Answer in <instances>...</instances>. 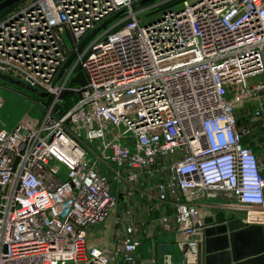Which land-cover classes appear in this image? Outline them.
<instances>
[{
  "label": "built area",
  "instance_id": "obj_1",
  "mask_svg": "<svg viewBox=\"0 0 264 264\" xmlns=\"http://www.w3.org/2000/svg\"><path fill=\"white\" fill-rule=\"evenodd\" d=\"M145 1L31 0L0 19V73L51 102L0 125V264H198L216 194L244 224L264 212V158L236 114L254 102L264 128V0L183 1L143 24Z\"/></svg>",
  "mask_w": 264,
  "mask_h": 264
},
{
  "label": "water",
  "instance_id": "obj_2",
  "mask_svg": "<svg viewBox=\"0 0 264 264\" xmlns=\"http://www.w3.org/2000/svg\"><path fill=\"white\" fill-rule=\"evenodd\" d=\"M21 0H2L0 13ZM0 82L22 88L37 97H47L20 81L0 73ZM203 243L198 246V264H264V229L246 226L240 219L225 220L222 212L204 218Z\"/></svg>",
  "mask_w": 264,
  "mask_h": 264
},
{
  "label": "rangeland",
  "instance_id": "obj_3",
  "mask_svg": "<svg viewBox=\"0 0 264 264\" xmlns=\"http://www.w3.org/2000/svg\"><path fill=\"white\" fill-rule=\"evenodd\" d=\"M31 0H23L21 1L19 4H17V8L18 7H22L25 4L29 3ZM163 1H167V0H148L143 2L138 9H136V12L141 11V13H139V16H142V20H143V24H149L152 23L153 21H156L159 16L168 9H177L180 8L181 6V1L177 2L179 0H170L169 3H166L162 6L159 7H155L153 9H150L149 11H143L148 7H151L153 5H156L160 2ZM185 1H189V2H194L195 0H185ZM1 14V13H0ZM3 15H0V18ZM64 38H66V34L64 33ZM77 76V75H76ZM0 94L1 97L4 101V106L2 108V110L0 111V125L3 124L5 125L4 122H6L8 125L13 124L16 120H18L20 117H22L24 114H29V116L31 118H36L38 120H42V110L35 105L36 100H40L39 97L35 96L34 94L22 89V88H18V87H14L11 85H7L3 82H0ZM79 88V86L77 84H74L72 78H70L68 80V82L66 83V87L65 89H76ZM47 100V98H43L41 99V103H43V101ZM76 102V97L71 95V97L68 98V100L65 101V103H67L68 106L73 105ZM251 103V102H250ZM249 104V103H248ZM251 106V108L255 106V103L252 102L251 104H249ZM248 105L245 104L244 106H239L240 109H242L243 107H245L244 109L246 110ZM238 110V114L241 116L242 112H240L241 110ZM251 110V109H250ZM237 112V111H236ZM237 114V115H238ZM21 119V118H20ZM240 120H238V125L239 127H245V126H249L250 124L253 125L254 123L249 122L248 120L250 119V115L249 116H243L241 118H239ZM256 123H258L256 121ZM230 196V195H229ZM231 196L229 199L221 201V206L217 207L214 205L215 208H222V209H226V205H231L230 202ZM212 204V203H211ZM232 216H237V217H241V218H245V214L243 212H239L236 213ZM113 222V218L111 217V221L109 219H107V221L103 224H100L98 226H96L94 229L91 230H95L99 228H103V226H105L106 224H108V228L111 227V223ZM251 226V225H248ZM90 230V231H91ZM96 231V230H95ZM108 234H105L103 236V239H101L102 241H106L108 240Z\"/></svg>",
  "mask_w": 264,
  "mask_h": 264
},
{
  "label": "crops",
  "instance_id": "obj_4",
  "mask_svg": "<svg viewBox=\"0 0 264 264\" xmlns=\"http://www.w3.org/2000/svg\"><path fill=\"white\" fill-rule=\"evenodd\" d=\"M240 108L238 107V110ZM244 108L245 107L240 109L241 110L240 112H242L241 116L238 114V110H237L236 114H238L237 115L238 119L245 116V115L246 116L250 115L251 106L248 105L246 107L247 108L246 110ZM20 118L18 120H16L11 125H8L6 122H4L5 126L9 127V128L14 126L20 120ZM248 121L251 122V119H249ZM253 123H254L253 125L250 124L249 126H245V127L240 128V129H246L249 131L243 140H244V143H247L252 147V149L254 150V152L257 154L258 157L264 158V128L259 127V123H256V122H253ZM221 201L222 200L217 199V200H213L211 202L212 204H210V205L213 208L214 214H217L218 212H222L226 221L231 220V219H237V218L240 219L241 221L243 220V218H241V217L232 216L236 213L241 212L240 209L238 208L237 204L233 200L230 201L231 205H226V207H225L226 209H222V208L220 209V208L214 207L215 204H216L215 206H217V207L221 206V203H220ZM151 208H152V212H151V214H149V217H155L159 212L157 203L153 202V204H151ZM111 225H112V223H111ZM107 229H108V224L103 226L102 229L98 227V229H95V230L106 232ZM263 229H264V227H263ZM95 230H93V231H95Z\"/></svg>",
  "mask_w": 264,
  "mask_h": 264
},
{
  "label": "trees",
  "instance_id": "obj_5",
  "mask_svg": "<svg viewBox=\"0 0 264 264\" xmlns=\"http://www.w3.org/2000/svg\"><path fill=\"white\" fill-rule=\"evenodd\" d=\"M1 1H2V0H0V2H1ZM21 1H23V0H21ZM21 1H20V2H21ZM183 1H185V0H182L181 2H183ZM20 2H18V3H16V4L12 5L11 7L7 8V9L4 10L3 12H1L0 15H3V16H2L0 19L4 18L5 15L8 14L10 11H12L14 8H17V4H19ZM177 2H180V0L177 1ZM94 37H95V34H94L93 36L89 37L88 40H91V39H93ZM86 42H87V41L83 42V44L81 45V47H80L81 50H83V48L85 47ZM73 61H74V58H73V56H71L70 59H69V61H68V64L71 65V64L73 63ZM78 72H79V71H78ZM73 82H74V84H77L79 87L82 86V85L84 84V82H85L83 75L79 72V73L77 74L76 78L73 79ZM71 95L75 96V97H76V100H77V95H76L75 93H73V92H65V93L63 94V102H64V104H63V107L61 108V113H62V114H65V113L71 108V106H72V105L68 106L67 103H65V101L68 100V98L71 97ZM43 102H44L46 105H50V103H51L50 100H49L48 98H47V100H45V101H43Z\"/></svg>",
  "mask_w": 264,
  "mask_h": 264
},
{
  "label": "bare ground",
  "instance_id": "obj_6",
  "mask_svg": "<svg viewBox=\"0 0 264 264\" xmlns=\"http://www.w3.org/2000/svg\"><path fill=\"white\" fill-rule=\"evenodd\" d=\"M24 121L27 122V119L24 118ZM217 198H219L220 200H227L230 198V196L228 194H224V193H220V194H216ZM215 196V195H214ZM249 214H248V218H247V223L250 222H257L258 219L260 218H264V212L260 213L259 211L257 213H254L252 210H248ZM109 220L111 221V217L109 218ZM246 222V221H245ZM245 224L246 226H248V224ZM249 225H257L255 223H250ZM260 226V225H259ZM105 234H108V232H95V233H88L87 234V238L92 241V240H100L103 239V236Z\"/></svg>",
  "mask_w": 264,
  "mask_h": 264
}]
</instances>
